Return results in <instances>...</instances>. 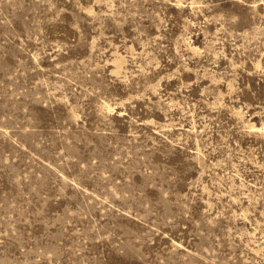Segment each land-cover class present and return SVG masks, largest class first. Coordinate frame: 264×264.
<instances>
[{
	"label": "rangeland",
	"instance_id": "obj_1",
	"mask_svg": "<svg viewBox=\"0 0 264 264\" xmlns=\"http://www.w3.org/2000/svg\"><path fill=\"white\" fill-rule=\"evenodd\" d=\"M0 264H264V0H0Z\"/></svg>",
	"mask_w": 264,
	"mask_h": 264
}]
</instances>
